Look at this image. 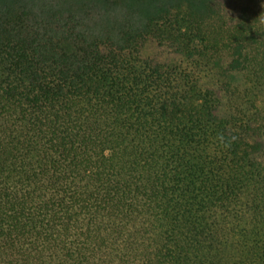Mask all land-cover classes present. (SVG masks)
I'll return each mask as SVG.
<instances>
[{
  "label": "trees",
  "instance_id": "obj_1",
  "mask_svg": "<svg viewBox=\"0 0 264 264\" xmlns=\"http://www.w3.org/2000/svg\"><path fill=\"white\" fill-rule=\"evenodd\" d=\"M0 264H264V0H0Z\"/></svg>",
  "mask_w": 264,
  "mask_h": 264
}]
</instances>
